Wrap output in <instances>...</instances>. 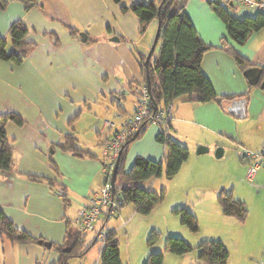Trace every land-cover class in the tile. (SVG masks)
<instances>
[{"label": "crops", "instance_id": "0c3cea01", "mask_svg": "<svg viewBox=\"0 0 264 264\" xmlns=\"http://www.w3.org/2000/svg\"><path fill=\"white\" fill-rule=\"evenodd\" d=\"M6 1L7 6L0 8V38L7 37L12 24L20 20L29 29V40L35 46L20 64L0 59V117L14 112L25 120L22 126L12 121L5 124L14 150V164L10 171H0V209L18 229L33 237L62 244L67 220L72 221L87 207L90 197L110 180L111 175L105 167L110 161L102 160L106 141L120 131L125 118L136 111L137 101L131 113L121 107L120 84L110 73L111 65L127 57L135 58L126 43H140V21L131 12H121L120 29L112 33L110 20L101 9L109 0H36L30 9L22 0ZM128 1L127 6L152 0ZM207 1L187 0L185 12L203 42L212 46L204 54L203 72L219 97L231 99L200 103L179 97L172 103L173 119L168 134L188 147L190 156L173 178L168 181L152 179L153 190L170 188L171 182L179 181L185 172L193 170L200 163V154L196 153L199 145L209 147L206 153L223 146L226 153V143H231L240 157L244 152L264 150V88L261 87L264 29L253 33L244 45H240L228 36L225 23ZM223 3L226 7L236 5L225 0ZM247 9L237 14L228 10L239 19L256 16ZM151 25L152 22L148 27ZM80 33L87 34V41H82ZM114 37L121 41L120 47L118 41L111 40ZM229 48L262 69L259 83L250 82ZM111 107L115 111L109 118ZM242 110L245 116L241 118ZM162 127L146 130L136 158L164 159L165 145L157 140ZM68 135L75 136L77 145L96 157H79L64 150L61 144ZM242 161L249 164L245 158ZM28 175L45 180H32ZM46 179L52 180L57 187ZM247 186L256 199L236 196L237 189L231 190L237 199L246 203L249 216L246 222L234 225L230 233L233 236L228 242L223 240L231 253L229 264L255 261L264 264V191L261 190L264 183ZM212 189L219 194L227 188ZM63 194L67 195V202ZM110 217L106 214L105 222ZM106 225L104 223L97 239L105 233ZM164 247L163 242L153 250L165 253L164 264L168 261L172 264L199 263L197 251L175 255L166 252ZM52 250L39 243L14 244L0 235V264H55L59 254Z\"/></svg>", "mask_w": 264, "mask_h": 264}, {"label": "trees", "instance_id": "16d2710c", "mask_svg": "<svg viewBox=\"0 0 264 264\" xmlns=\"http://www.w3.org/2000/svg\"><path fill=\"white\" fill-rule=\"evenodd\" d=\"M22 1L25 2L27 9H30L32 4H36V0ZM112 1L115 4H121L122 13L131 12L137 16L140 21L141 34L146 32L149 23L153 20L160 19L161 21L162 29L159 40L161 46L154 64L149 62L148 67H146L147 54H141L144 76L142 87L146 86L147 75L149 74L151 79V93L149 94L150 98L152 97L157 104V109L172 104L179 97H185L188 102L200 103L221 101L222 98L231 99L230 97H219L210 79L203 72L204 54L212 46L203 42L186 14L185 4L187 0H152L150 3H132L130 6L123 5L124 0ZM207 2L225 23L228 36L240 45H244L253 33L264 29V13L257 12L255 17L247 16L239 19L229 12L223 0H208ZM7 4L8 1L0 0V8H5ZM109 30L111 31L110 27ZM33 46L35 43L29 40L27 26L20 20L16 21L12 24L8 36L0 38V59L20 64L29 55ZM228 51L234 55L242 70L246 71L255 66L235 49L229 48ZM150 107L153 111L155 110L152 101H150ZM8 121L19 126L25 123L21 115L14 112L0 117V171H10L14 164V150L5 131V124ZM147 126L148 123L143 126L138 134L128 138L123 144L114 189L123 201L121 208L125 204H134L136 212L142 215H149L157 204L164 201L166 189L157 193L145 189L140 183L161 176L164 166H166V177L173 178L179 173L190 156L189 148L172 138L168 131L163 128L158 134L157 140L165 145L164 159L157 161L138 156L133 166L127 171L126 157L130 144L144 135ZM61 146L64 150L71 151L79 157H96L88 149L79 147L77 138L73 135H68ZM28 177L36 181L45 180L36 175H28ZM47 181L53 187H57L52 180ZM62 196L67 202V195L63 194ZM218 201L225 216L235 218L241 223L246 222L249 209L244 201L234 196L232 191L222 190L218 194ZM174 212L181 217L182 224L188 226L193 232L199 231L198 220L193 213L186 208H178ZM86 233L76 230L72 221L67 220L64 242L62 244L52 243L51 246L52 249L59 252V259L55 264H67L68 259L82 247ZM105 234L106 237L103 240L104 244L100 254L101 263L123 264L116 232L109 231ZM0 235L5 236L14 244H38L40 241H46L18 229L1 209ZM157 237V233L153 232L149 240L150 244H154ZM97 241L98 239L95 242ZM66 248L71 250L65 251ZM165 251L175 255H185L197 251L199 264H228L230 257V253L222 241L203 240L197 246H192L185 239L174 236H169L165 241ZM164 260L163 253L152 252L144 264H164Z\"/></svg>", "mask_w": 264, "mask_h": 264}, {"label": "rangeland", "instance_id": "374dc122", "mask_svg": "<svg viewBox=\"0 0 264 264\" xmlns=\"http://www.w3.org/2000/svg\"><path fill=\"white\" fill-rule=\"evenodd\" d=\"M125 3H129V1L124 0L122 4L125 5ZM120 5L109 0L101 6L104 15L110 20L109 25L112 33H118L120 29ZM227 7L233 14L247 9L239 4H236L235 7H231L230 5ZM247 10L253 16L257 14L254 10ZM153 21L144 34H141L140 30H138L140 43L136 45L126 43L130 50L135 53V58L131 60L126 55V59H121L120 63L111 65L110 75L120 84L121 107L128 113L134 111L135 102L139 97L137 91L144 85L141 54L148 55L154 42L158 22L156 20ZM117 43L120 47L121 41ZM134 46H137L136 50H134ZM160 46L161 43L159 41L151 57V64H154L159 54ZM114 111L115 108L111 107L109 118H112ZM156 126L161 127L162 125L148 124L146 130ZM140 140L141 138L130 144L126 157L127 171L136 159L135 154L142 148ZM226 146V153H223L220 157L216 156L217 148L211 153L200 154L198 156L200 157V163L193 170L187 171L183 176H180L179 181L171 182L170 188H166L164 201L157 204L149 215L137 213L134 204H125L121 208V214H113L107 222H105L106 214L103 213L100 217L101 220L96 225V229L85 234L82 247L79 248V251L75 255L68 259L67 264H102L100 254L102 252L103 241L101 238L97 242L95 241L97 240L98 233L102 231L104 223L107 224L105 232L114 231L117 234L123 264H144L145 256L148 258L152 252H161L153 250L163 242L165 243L169 236L181 237L192 246H197L203 240L222 242L223 240H227L228 242L233 236L230 233L234 229V225L241 222L223 214L218 201V194H215L212 188L226 187L227 189L225 190L227 192H230L232 188H236V196H248L249 198L256 199L253 191L247 185L255 186L256 184L260 185L264 183V170L259 171L253 183L249 182L247 179L249 169L247 165L249 164L242 161V156L245 152L240 157L238 150L234 148L233 144L226 143ZM221 147L225 150V147ZM105 159V153L102 151V160ZM165 172L166 166L163 168L162 175L156 178L168 181ZM151 181L152 179L147 180L140 183V185L147 190L159 193L160 189L158 187L155 190L151 188ZM261 190L264 191V189ZM255 191L257 190L255 189ZM178 208H186L197 217L198 232H193L188 226L182 224L181 217L174 212ZM153 232H156L158 237L154 244H150L149 240ZM227 249L230 253L228 247ZM52 251H56V249ZM57 253L59 254V252ZM161 253L165 256L164 252ZM168 264H172V262L168 261ZM252 264H257V262L255 261Z\"/></svg>", "mask_w": 264, "mask_h": 264}, {"label": "built area", "instance_id": "2783aa9c", "mask_svg": "<svg viewBox=\"0 0 264 264\" xmlns=\"http://www.w3.org/2000/svg\"><path fill=\"white\" fill-rule=\"evenodd\" d=\"M225 1L227 3L239 4L259 13H264V0ZM137 94L139 97L135 113L125 118L123 128L110 137L104 145L105 157L110 161V163L105 165L109 175H112L116 159L119 156L123 144L128 138L138 134L146 123L160 124L167 131L170 129V124L173 119L172 104L153 111L150 107L151 98L147 87L144 86L138 89ZM244 158L249 162L247 179L253 183L258 172L262 169L264 170V150L259 152L248 151ZM114 189L115 187H112L109 180L99 192L94 193L90 197L87 207L81 210L72 220L73 227L81 232H90L96 229V225L103 213H106L107 217L118 213L123 201ZM105 237V233L101 234L102 241Z\"/></svg>", "mask_w": 264, "mask_h": 264}, {"label": "water", "instance_id": "95a60500", "mask_svg": "<svg viewBox=\"0 0 264 264\" xmlns=\"http://www.w3.org/2000/svg\"><path fill=\"white\" fill-rule=\"evenodd\" d=\"M159 9H160V6H159ZM161 29H162L161 21H160V19H158L157 33H156L154 42H153V44L151 46V49H150V51H149V53L147 55L146 61H145V66L146 67H148L149 62L151 60V57H152V55H153V53H154V51L156 49V46L159 43L160 36H161ZM80 36H81L83 42L87 41V34L86 33H80ZM111 40L112 41H119V38L118 37H114ZM244 74L250 80V82L252 84H257L261 80L262 69L259 66H253V67L247 69ZM146 87L148 89V92L151 93V79H150L149 74L147 75ZM261 87L264 88V79L261 82ZM151 101H152V105H153L154 109L157 110L158 106H157V104L155 103V101L153 100L152 97H151ZM240 102L244 103V100H241ZM239 116L241 118L245 116V113L243 112V110H242V113H240ZM121 152H122V150L120 151L119 156L116 159L115 166H114L112 175L110 177V183H111L112 187H116V176H117V171H118V168H119ZM206 152H209V147L208 146H205V145H199L198 146L197 154H204ZM223 153H224V149L221 146L217 147L216 156L220 157V156L223 155ZM245 156H246V152L243 154L242 157L244 158ZM39 243L45 245V247H47V248H51V246H52V243L49 242V241H45V242L40 241ZM70 250H71L70 248H66L65 249V251H70Z\"/></svg>", "mask_w": 264, "mask_h": 264}]
</instances>
